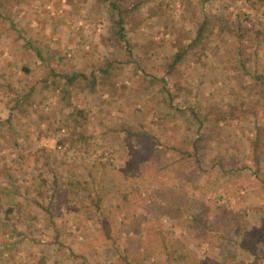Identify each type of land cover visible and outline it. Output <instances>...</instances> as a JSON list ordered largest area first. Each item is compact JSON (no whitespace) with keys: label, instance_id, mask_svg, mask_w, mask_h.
<instances>
[{"label":"rangeland","instance_id":"obj_1","mask_svg":"<svg viewBox=\"0 0 264 264\" xmlns=\"http://www.w3.org/2000/svg\"><path fill=\"white\" fill-rule=\"evenodd\" d=\"M110 1L21 0L0 6L1 85L34 75L49 78L51 69L70 75L83 64L88 73L96 62L106 67L107 60H117L102 88L92 91L77 79L65 85L66 93L59 83H40L18 112L11 98L19 91L0 87V264H31L34 253L47 256V264H180L167 254L180 241L195 251L197 264H264L257 247L238 248L234 257L221 260L217 248L203 240L207 219L191 200L224 206V213L243 208L251 235L264 222V192L248 168L253 155L246 141L254 135L255 119L264 126V105L252 110L233 101L253 75L264 83V35L258 45L254 32L245 33L253 24L264 26V0H141L124 24L126 39L136 41L129 52H117L123 42L111 36L119 26ZM204 15L222 27L212 28L202 49L195 47L197 55L186 54L165 73L164 56L189 43ZM31 46L47 55L39 59ZM163 99L165 107L156 110L155 102ZM186 105L207 119L199 162L177 148L186 146L193 131L184 123ZM137 110L152 136L144 137L146 147H160L161 155L150 166L130 170L125 156L136 144L124 138L120 125L141 129ZM260 143L264 170V138ZM163 160L166 176L156 173ZM54 190L64 191L66 200L54 198ZM11 203L13 209L5 211ZM193 217L206 231L187 230Z\"/></svg>","mask_w":264,"mask_h":264},{"label":"trees","instance_id":"obj_2","mask_svg":"<svg viewBox=\"0 0 264 264\" xmlns=\"http://www.w3.org/2000/svg\"><path fill=\"white\" fill-rule=\"evenodd\" d=\"M20 1L21 0H0V6L3 7L6 4L8 5V4H12L15 2L18 3ZM140 1L141 0H137L136 2H133L130 6L125 5L124 7H121L117 3H115V0H111L109 3V6L111 7L110 12L112 14L111 17H113V19L117 22V25L119 26L118 29L115 31L117 34H114L115 32H111L112 33L111 36L116 35L117 36L115 37L116 41L119 42L121 40L123 42L122 44L124 45V46L123 45L120 46L119 51H117L116 49L117 52H126V51L129 52V48L132 45H134V43L136 42V41L129 42L126 39L127 37L125 35L126 30H125L124 24L130 19H133L132 13L135 11V9H137V6L139 5ZM214 26L222 27L219 20L215 21L213 17L204 15L201 21H199L197 25L195 26L194 36L190 39L189 43H187L185 46H182V47L178 46V48L172 54H169V55L166 54L164 56L163 58L165 61L164 62V68H165L164 72L170 73L175 68V66L180 64V62L183 60L186 54L187 55L188 54L197 55L199 50L197 49L198 51H195V47L197 48V46L200 45V48L202 49L204 38L208 36L209 32L213 31L212 28ZM250 30L254 32V37L256 40H258L257 44L260 45V43L262 42V38H263L262 36L264 35V26L258 25L254 27V24H253L250 28H245V33L250 32ZM237 34L242 35L243 33L237 32ZM32 47L33 46H31V48ZM121 47H124V49L121 50L122 49ZM32 50L33 52H35L34 54L37 55L39 59L41 58L43 59V55L44 56L47 55V53H42L40 49L37 47H33ZM247 56L245 57V59L247 58ZM241 58L239 57V60H242ZM108 62L109 64H107ZM113 62L116 63L117 60L116 59H113L111 61L107 60V63H105L107 64L106 67H103V64H101L100 66H96L97 65V62H96L89 66L90 68L88 69V73H86L85 71L84 64L82 65V67L74 69L70 73V75H67V74L64 75V73L56 72L53 69H51L49 71V76H50L49 78L48 76L41 77L40 75H34L31 77H28V80L23 83L18 81V83L14 85L12 82L7 81L6 83H3L4 85L0 84V87L6 90H9V87L13 86V89L19 91V93H17L15 97L11 98V101H14L11 107L17 110L18 112L20 110H25V107L22 106V103L27 102V99H29L28 96H30L31 93L35 91L36 88H39L40 83L43 84L42 88H48L50 85H53V84L56 85L59 83L61 85V89L64 90V87L66 84L73 83L77 79H82V81L85 83V86L88 88H91L92 91L99 89V86L100 88H102L104 80L110 74V71H111L110 64L111 63L113 64ZM138 65L140 66L139 63ZM140 67L142 69L146 68L145 64L144 66H140ZM21 68L27 72L31 71V69L25 64H21ZM242 68L244 71L248 72V69L244 67L243 65H242ZM61 76H63L64 78L63 83H60L61 81L59 80ZM255 76L253 75L254 81L251 82L248 86H247L248 82L242 83V85L238 87V93H236L233 96L234 102H240V104H243V105L246 104L247 108H251L252 110L253 109L256 110L257 107L255 106L258 104L264 105V83L260 78H258V76L256 77ZM97 83H98V87H97ZM124 86L125 85H122V87ZM125 88L129 89L128 92L131 91L129 87L125 86ZM162 88L165 91V93L168 94V91H167L168 89H166L164 86ZM20 91H23L21 95H20ZM64 92L67 93V91L65 90ZM191 95L192 97H195L194 93H192ZM66 102L70 103L69 100H66ZM155 103H157L155 105L156 110H160L161 108L163 109L165 107L166 99L156 101ZM172 105L175 106L174 104ZM114 108L116 109V107ZM185 108H187L188 111L184 117V123L188 124L187 128L189 130H193L191 132V135L193 134V137L189 134L190 136L188 137V139L185 140L186 146L180 145V146H177V148L182 153L183 156H186V157L193 156L195 158V161L199 162L197 159V154L200 150V147L203 145L202 140L205 138V135H203L202 128L204 127V122L207 119L199 116L200 112H198L197 109H195L193 106L186 105ZM232 108L233 107H229L227 111L229 114H232L233 112ZM175 110L177 112L184 113L182 110L178 109V107H176ZM135 112L136 113L134 115H139V116L141 115V117L137 118L135 121L140 126L139 128L141 129L133 128L134 123H132L131 125V124L124 123V121L120 125L122 129L124 130V134H123L124 138L126 136H130L134 140V144H136V147L134 148L132 147V149L130 150L131 153H128L127 156H125L128 162L131 164L129 167L130 170H133L134 168L141 169L143 167L150 166L156 163L157 159L161 155L160 147L156 149L155 152H153L151 149L146 147L147 143L144 140L145 139L144 137L149 132L145 130L146 119L144 118V115L141 114L142 112L138 110ZM163 116H164V113H162V115L159 113V116H158L159 121L163 119L162 118ZM223 116H225V114H223ZM117 128L115 127V130L118 131L119 129ZM253 131H254V135L250 139L251 142H249V140H246L247 143H250V149L253 155V162L252 164H250V166L248 165L249 166L248 168H250L251 169L250 172L254 174L257 180V184H260L261 191L264 192V170L262 168L263 161L261 159L262 155L260 151V147L263 146V144L260 143V140L264 138V126L260 125L257 119L254 120ZM163 136L167 137L166 134ZM148 137H152V136L148 134ZM141 156H143V159L138 160V158ZM217 163L221 165L223 161H217ZM166 166H167V162L164 163V160L161 161V166H157L158 168L156 170V173L162 176H166L168 174V172L165 171V169L167 170ZM175 178L178 179V176L176 175ZM77 182L78 181H76L75 183ZM69 183L74 184V182L72 181H70ZM161 186H166V184L162 183ZM171 186L173 188L174 184ZM168 188H170L171 190L170 186ZM175 192H176L175 190H172L171 195L174 194ZM52 196L54 198L61 196L63 197L64 200H66L64 191L57 192L54 190L52 192ZM98 199H101V197ZM191 200L193 202V206L195 207L198 206L200 207V209H202V212L204 213V216L207 219L206 220L207 227H209V230L207 231L209 232H206V233L202 232V231H206L204 230V226L206 225L204 222L198 220L199 218L197 219V217H193L191 221H189V223L187 221L185 223V226L186 227L188 226L187 230L189 229L194 230L195 234H197L198 232L199 233L202 232L203 240L206 242L208 246L217 248L219 254L222 256L221 260H225L227 258L225 254H228V256L234 257V253L236 252L238 248L248 249V250L253 251L252 248L257 247V251H262L261 260L264 261V222L262 223L260 228L251 235L246 230V224L248 223V219L246 216V212L243 208L237 209L234 211L228 210L229 213H224L226 212L224 211L226 209L224 206L211 205L200 199H191ZM10 201L12 202L13 200L10 199ZM59 202H60L59 200H56V204L59 205ZM96 205H99V204L96 202ZM13 206L14 204L11 203L5 209V211L10 212L13 209ZM47 212L51 214V211L49 209L47 210ZM208 214H210V218L207 217ZM172 216L177 217L178 215L173 214ZM196 219L198 221H196ZM9 224L12 225V223H9ZM17 233L19 235L21 232L17 231ZM178 243H179L178 247L168 249L167 254L169 255L172 253V255L174 256L173 259H177V261L180 264H197L198 262L196 259L195 251L189 248L188 245L184 242L180 241ZM8 244L9 243H6V241L4 240L3 245H8ZM173 249L174 251H172ZM45 257L47 256H45L43 253L41 254L34 253L31 264H47V260ZM259 257L260 255H257V253H255L253 260H255V262L257 263L260 260Z\"/></svg>","mask_w":264,"mask_h":264}]
</instances>
